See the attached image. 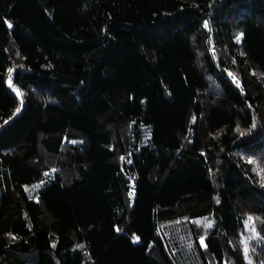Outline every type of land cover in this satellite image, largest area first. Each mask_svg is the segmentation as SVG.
Listing matches in <instances>:
<instances>
[{"label": "trees", "instance_id": "1", "mask_svg": "<svg viewBox=\"0 0 264 264\" xmlns=\"http://www.w3.org/2000/svg\"><path fill=\"white\" fill-rule=\"evenodd\" d=\"M0 264H264V0H0Z\"/></svg>", "mask_w": 264, "mask_h": 264}, {"label": "rangeland", "instance_id": "2", "mask_svg": "<svg viewBox=\"0 0 264 264\" xmlns=\"http://www.w3.org/2000/svg\"><path fill=\"white\" fill-rule=\"evenodd\" d=\"M13 91L17 94V95H20L19 93V90L17 88H13ZM255 229L252 225V223L249 221L247 224H246V227H245V232H244V242H245V245H246V249L248 250V247H249V238L250 237H253L255 235Z\"/></svg>", "mask_w": 264, "mask_h": 264}, {"label": "snow or ice", "instance_id": "3", "mask_svg": "<svg viewBox=\"0 0 264 264\" xmlns=\"http://www.w3.org/2000/svg\"><path fill=\"white\" fill-rule=\"evenodd\" d=\"M207 26V25H206ZM239 38V37H238Z\"/></svg>", "mask_w": 264, "mask_h": 264}]
</instances>
